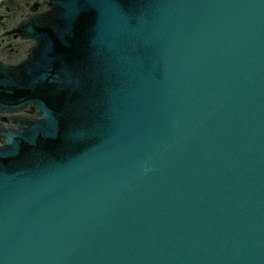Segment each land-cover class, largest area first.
Masks as SVG:
<instances>
[{
    "label": "water",
    "instance_id": "water-1",
    "mask_svg": "<svg viewBox=\"0 0 264 264\" xmlns=\"http://www.w3.org/2000/svg\"><path fill=\"white\" fill-rule=\"evenodd\" d=\"M0 264H264V0H1Z\"/></svg>",
    "mask_w": 264,
    "mask_h": 264
},
{
    "label": "flooded vegetation",
    "instance_id": "flooded-vegetation-1",
    "mask_svg": "<svg viewBox=\"0 0 264 264\" xmlns=\"http://www.w3.org/2000/svg\"><path fill=\"white\" fill-rule=\"evenodd\" d=\"M1 1V0H0ZM7 1H9V0H7Z\"/></svg>",
    "mask_w": 264,
    "mask_h": 264
}]
</instances>
